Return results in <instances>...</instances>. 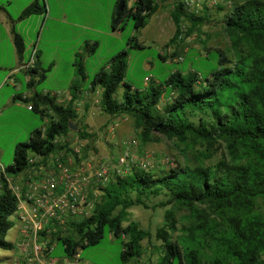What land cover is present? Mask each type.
I'll list each match as a JSON object with an SVG mask.
<instances>
[{
  "label": "trees",
  "instance_id": "1",
  "mask_svg": "<svg viewBox=\"0 0 264 264\" xmlns=\"http://www.w3.org/2000/svg\"><path fill=\"white\" fill-rule=\"evenodd\" d=\"M159 7V0H134L131 4L125 0L113 13L112 27L123 26L129 18L137 28L143 27ZM42 11H46V2L33 0L19 18ZM171 15L176 28L167 44L177 41L184 31L189 34L207 18L206 14L189 10L185 0H173ZM185 19L192 23L186 30L182 29ZM225 23L235 55L230 57L225 49L214 47L219 66L204 76L197 71L185 74L175 70L159 83H152L151 90L142 95L125 79L127 48L111 57L108 69L95 73L91 88L102 86V108L110 114L132 113L143 143L158 139L156 133H162L188 144L201 143L204 148L195 164L176 163L156 172L133 163L125 173L116 172L102 185L101 199L92 214L71 221L67 233L62 229L53 231L66 256L79 253L80 246L98 243L110 231L123 237L122 258L138 259L143 254L142 240L151 232L137 220L123 223L128 208L134 204L157 207L171 203L165 211V223L157 228L161 243L156 248L161 256L154 264H172L176 259L179 264H264V0L237 2L227 13ZM13 30L17 51L22 54L25 40L14 23ZM129 43L144 46L135 35ZM161 56L167 57L163 53ZM77 66L84 76L83 64L77 62ZM121 83L125 89L119 99L116 91ZM166 85L176 93L161 107ZM74 99L62 102L41 92L25 97L32 110L49 118V123L33 129L28 140L16 144L14 160L2 172L0 247L15 245L7 237L18 200L9 185L10 175L33 163L30 151L46 156L64 147L59 139L72 129V123L79 124ZM86 125H78L79 135H95ZM220 139L225 141L228 156L206 161L214 156ZM158 195L165 197L151 201ZM173 205H187L194 216L175 237L173 232L178 226Z\"/></svg>",
  "mask_w": 264,
  "mask_h": 264
},
{
  "label": "rangeland",
  "instance_id": "2",
  "mask_svg": "<svg viewBox=\"0 0 264 264\" xmlns=\"http://www.w3.org/2000/svg\"><path fill=\"white\" fill-rule=\"evenodd\" d=\"M159 9L148 18V24L137 28L133 18H129L126 23L121 26L122 32L113 34L112 19L101 14L95 18L87 16L75 15L69 17V21H58L52 17L43 23L42 20H35L37 25H31L30 35L35 41L39 32L42 34V45L47 43L51 32L55 30L78 31L82 42L83 51L78 53V63L83 62V56L87 57L86 66L92 69V66L98 63L108 61L111 56L123 48L129 50L128 65L125 72V79L130 82L133 88H139L141 94L151 90L152 83H159L164 80L170 73L175 70H181L185 74L197 71L199 76H204L219 66L218 52L214 47L225 49L230 57H234L235 52L232 46L231 38L226 30V15L231 8L242 0H200V3L193 7L198 15H207V18L201 24L196 25L189 34L181 35L177 41L167 44L170 37L175 32V22L171 15L173 8V0H159ZM52 5V15L55 14L54 0H50ZM188 8V7H187ZM189 9V8H188ZM190 10V9H189ZM192 10V9H191ZM44 16V13H43ZM77 22V23H76ZM192 23L185 19L183 26L189 27ZM135 35L140 40H144V46H132L129 38ZM98 41L97 45H88L95 47L91 54L87 53L86 42ZM76 39L72 37L67 41V47L64 51V57L58 75L63 76L67 73V65L70 60L69 51ZM53 47L52 41L49 42ZM212 48H208V47ZM175 51V54H172ZM161 53L166 54L163 58ZM149 64H148V63ZM94 73L90 77L81 79L82 87L86 88L90 85V81ZM53 77V80H57ZM125 86L120 84L116 91V97L122 98ZM171 86L164 87V95L160 100V106L164 107L167 101L172 99ZM171 94V95H170ZM102 97V94H101ZM91 110L86 107L87 115H82L78 119L81 126L89 124L95 135L81 137L77 128H72L67 134L62 136L60 140L65 144L64 147L41 157L40 163L46 164L48 169L53 170L59 167L60 162L78 165L85 159L88 165L87 171L93 177L91 191L98 190L99 195L102 193L103 182L99 180L96 174L101 165H107V174L109 178L113 177L116 172L125 173L129 170L133 162H138L142 158H150L152 169L158 172L161 169H168L176 163L195 164L200 161V150L204 148L201 143L188 144L177 137H169L162 133H156L159 137L143 143L136 127L135 116L130 112H121L110 114L103 110L101 100L91 101ZM30 113L37 118L38 125H47L49 118H42L39 113L30 110ZM80 113V112H79ZM115 123V130H108V124ZM77 124V127L78 125ZM31 118L30 115L23 117L18 114L16 116L7 112L0 116V162L10 164L14 160L16 144L20 141L28 140L30 136ZM137 138L138 144L134 146L133 158L129 156L126 160H122L124 154V146L126 140ZM215 153L211 158H206L208 162L216 161L221 157H227V148L224 140H219L215 144ZM33 153V151H30ZM165 195H158L151 201H158ZM171 203L167 206L147 207L144 204H134L130 206L129 214L123 223L131 220H137L141 227L150 230L151 234L142 240L143 254L138 259L125 260L122 258L123 237L111 236L110 231H106L104 237L94 244H86L79 247V253L83 260L95 262L97 264H135L139 261L142 264H154L159 260L160 256L157 251V245L161 243V239L157 235V228L165 223L166 208L171 207ZM206 209L205 204H201ZM176 210V223L178 228L173 232L174 237L182 230L183 226L192 223L193 215L187 205H173ZM119 208H117L118 210ZM214 214L211 218L213 222ZM11 228L9 234L14 231ZM62 233H67L68 228H62ZM127 237V235L125 236ZM51 250L52 257H64L63 244L55 235H52ZM14 251L11 248L0 247V264H15L12 256ZM172 264H179L176 259Z\"/></svg>",
  "mask_w": 264,
  "mask_h": 264
},
{
  "label": "crops",
  "instance_id": "3",
  "mask_svg": "<svg viewBox=\"0 0 264 264\" xmlns=\"http://www.w3.org/2000/svg\"><path fill=\"white\" fill-rule=\"evenodd\" d=\"M32 1L33 0H0V116L6 112L9 115L13 113L14 116L18 114L23 117L30 115V127H32L30 128V132L40 126L38 125L37 118L30 113V110H32L30 106L31 102L25 100V97L32 96L36 92H41L54 95L58 101L62 102H68L75 98L74 103L77 111L80 112V116L81 114L87 115L88 112H86V107L91 110L93 105V103L90 104V102L101 100L102 86L99 85L95 89H92L90 81V85L84 88L80 83L81 79L90 77L91 73L95 75V73L102 68L108 69L111 60V58H109L107 62L98 63L92 66V69H89L85 62L87 57L84 55L82 64L85 69V75L82 76L77 66L78 53L83 51L82 42L80 41L81 36L80 34L78 36V31L55 30L54 33L51 32V36L54 35V37L51 39L48 38V42L42 45L41 32H39L35 41L30 35L31 25L35 28L37 25V23H34L35 20H42L44 23L48 17H52L58 21H69V17L75 15L95 18L104 14L106 19H112L118 3V0H54L56 12L52 15L50 0H44L46 2V11L19 18L23 8ZM133 1L134 0H129V3L131 4ZM13 19H15V22H13ZM13 23L15 29L25 40L26 47L22 54L18 53L14 42ZM112 32L113 34L119 33L121 35L122 29L121 27L113 28ZM71 37L76 39V42L72 45V50L69 51L70 60L67 65V73L64 76L62 73L58 75L62 58L65 54L64 51L67 47V41ZM51 41L53 47L49 44ZM139 41L144 43V40L139 39ZM85 44L88 50L87 53L91 54L95 47L88 45H97L98 41H88ZM34 52L36 54L35 62L29 68L24 67V64L30 62ZM56 75L58 79L53 80V77H56ZM73 85H77L76 89L72 88ZM86 126L89 131L92 130L89 124ZM41 157L42 156H38L37 158L40 159ZM39 165L40 162L37 165H31L29 168L19 173H12L10 177L15 178L25 185L27 180L24 178V174L27 171L31 170L33 172L32 176L28 175L31 178L41 177L45 168H41L40 171H37L36 167ZM11 217L14 220L12 227L15 229L9 234L8 239L15 243L14 247L11 248L14 251L12 259L15 263L18 258L29 252L28 246L22 245V242L28 239V235L22 230L23 219L19 211H15ZM111 236L113 235L111 234ZM124 238L126 237L124 236ZM44 240L47 241L52 239L47 237V239Z\"/></svg>",
  "mask_w": 264,
  "mask_h": 264
},
{
  "label": "built area",
  "instance_id": "4",
  "mask_svg": "<svg viewBox=\"0 0 264 264\" xmlns=\"http://www.w3.org/2000/svg\"><path fill=\"white\" fill-rule=\"evenodd\" d=\"M185 3L189 9L193 10L200 0H185ZM184 28L183 26L182 29ZM35 60L34 52L30 62L24 64V67H31ZM107 128L115 130L116 124L110 123ZM137 144L138 140L135 137L126 140L121 159L125 161L129 156L133 158V149ZM38 156L41 155L30 153L29 159L33 162L32 166L39 163ZM133 163L145 169L151 166V160L148 157L142 158L139 163L135 161ZM87 164L90 165L89 162H85V159L78 165L60 162L57 169L50 170L46 164L40 163L36 170L45 168L47 171L44 170L40 178L28 176H32L31 170L25 172L24 178L27 180L25 185L10 177L9 185L18 197L16 211H19L23 219V232L28 235V239L24 240L22 245L29 248V252L18 258L15 264H97L83 260L80 253L73 256L52 257L49 254L52 240H44L47 237L52 239L54 230L68 228L71 221L92 214L96 203L101 199L102 193L99 195L98 190H90L93 177L87 171ZM5 168V164L0 162V191L3 188L2 172ZM107 169V165H101L96 172L104 185L110 179Z\"/></svg>",
  "mask_w": 264,
  "mask_h": 264
},
{
  "label": "water",
  "instance_id": "5",
  "mask_svg": "<svg viewBox=\"0 0 264 264\" xmlns=\"http://www.w3.org/2000/svg\"><path fill=\"white\" fill-rule=\"evenodd\" d=\"M125 2V0H118V3L116 5V9H120L123 5V3ZM72 128H77V124H71Z\"/></svg>",
  "mask_w": 264,
  "mask_h": 264
}]
</instances>
